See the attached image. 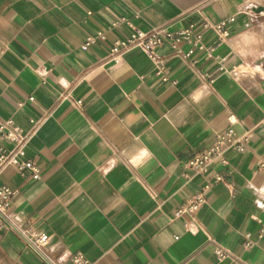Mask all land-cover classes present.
Returning <instances> with one entry per match:
<instances>
[{
    "label": "crops",
    "instance_id": "1",
    "mask_svg": "<svg viewBox=\"0 0 264 264\" xmlns=\"http://www.w3.org/2000/svg\"><path fill=\"white\" fill-rule=\"evenodd\" d=\"M122 18L144 30L229 20L231 38L212 56L195 48L183 58L165 42L116 63L105 57L129 32L116 25ZM99 31L105 39L83 49ZM215 40L205 31V45ZM230 114L250 135L245 150L196 175L187 162ZM8 118L41 168L37 179L14 165L0 172V186L17 190L9 218L46 232L54 263L82 252L91 264H264V0H0V120ZM144 150L151 157L138 165ZM217 174L224 180L206 204L177 217ZM218 246L230 253L219 257ZM0 264L45 262L0 220Z\"/></svg>",
    "mask_w": 264,
    "mask_h": 264
},
{
    "label": "built area",
    "instance_id": "2",
    "mask_svg": "<svg viewBox=\"0 0 264 264\" xmlns=\"http://www.w3.org/2000/svg\"><path fill=\"white\" fill-rule=\"evenodd\" d=\"M228 23L229 20L212 23L204 18L200 23H192L181 30H173L169 25L144 30L137 27L131 19L122 18L116 25L126 26L129 32L124 37L118 38L109 47L105 59L119 63L123 60L124 53L133 47H140L145 51L153 52L165 42H169L177 50V55L183 58L191 56L195 52V48L205 50L209 56H212L219 47L231 38V30L228 27ZM207 30H212L216 35V40L209 46L204 44V33ZM98 39H105V33L103 31L97 32L94 37L84 42L82 48L88 49ZM183 42L191 44L192 48L184 52L180 49V44ZM163 71L164 66L158 63L157 73L161 74ZM82 103V100L77 101V105L79 106ZM229 121L230 126L228 128L215 133L210 146L195 154L187 162V166L196 175H206L215 163L227 164L226 154L229 150H245L246 144L250 140V135H239L237 133L234 127L237 123V118L234 114L229 115ZM0 134L3 139L0 141V172L7 165H14L22 175H30L35 179L39 178L41 176V168L32 159L26 158L25 156V148L29 136L24 133L21 126L12 118L0 120ZM223 180V176L220 174L207 179L201 191L193 194L185 203L176 208V216L180 217L186 214L194 216L207 202L206 191L216 182ZM16 194V189L7 185L0 186V220L2 224L17 230L25 238L27 243L41 254L45 264H56L44 253V248L49 242V235L46 232H38L32 228H19L10 220L9 209ZM254 245L251 239L247 240V247H253ZM215 251L219 257H224L230 253L222 246H218ZM71 260L73 264H91V260L82 252L72 254Z\"/></svg>",
    "mask_w": 264,
    "mask_h": 264
},
{
    "label": "clouds",
    "instance_id": "3",
    "mask_svg": "<svg viewBox=\"0 0 264 264\" xmlns=\"http://www.w3.org/2000/svg\"><path fill=\"white\" fill-rule=\"evenodd\" d=\"M193 99L198 102L201 99V96L199 94H195L193 96ZM150 157H151V153L149 151H147V150H144L141 153L140 157L138 158L137 164L139 165L141 163L146 162V160L149 159Z\"/></svg>",
    "mask_w": 264,
    "mask_h": 264
}]
</instances>
